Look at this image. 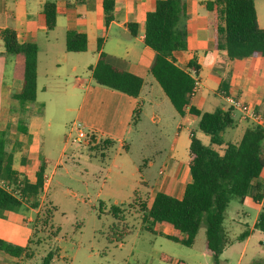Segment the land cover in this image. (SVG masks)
I'll return each mask as SVG.
<instances>
[{"label": "crops", "instance_id": "crops-1", "mask_svg": "<svg viewBox=\"0 0 264 264\" xmlns=\"http://www.w3.org/2000/svg\"><path fill=\"white\" fill-rule=\"evenodd\" d=\"M46 1L0 0V30L12 28L21 43H33L39 48L37 97L34 102L21 104L13 98V95L23 87L20 76L21 62L16 57L6 56L0 37V131L7 130L9 133L8 150L14 155L13 167L18 173L20 184L25 181L35 183L42 160L46 162L45 187L43 195L41 194L39 198V207L35 209L25 201L20 208L0 209L1 239L21 247L28 246L29 241L33 239L34 218L40 212L50 185L58 170L64 168V160L75 144L72 141L74 134H71L74 122L82 123L88 131H95L98 140L120 142L121 149L127 151L130 150V146L125 139L139 131V127L145 123L168 126L169 131L174 134V144L171 152L161 161L159 177L154 185L144 186L145 189H156L150 194V204L158 192L180 199L186 185L192 181L188 167L191 158V137L194 134L200 139L201 131L199 117L189 113L191 106L202 112H213L218 108L229 110L232 108L228 105L226 97L234 96L254 108L262 118L260 123L245 120L239 111L232 109L236 126L231 130L240 131V136L234 143L241 140L248 126L264 125V57L231 61L226 58L224 52L216 50L214 27L217 18L215 12H209L206 8V3L210 0H185L186 16L180 22L181 28L187 30L189 49L174 52V59L192 77L191 71L196 70L201 82V90L191 100L184 116L178 114L152 76L151 67L155 52L144 43L146 15L155 9L158 0H54L57 20L52 31L47 28L43 12ZM254 1L258 24L264 29V0ZM105 2H113L111 11L113 20L109 25L105 22ZM129 24L138 25L136 36L132 35ZM69 31L87 36L86 52L74 53L66 50V34ZM100 39H103L101 51L98 50ZM101 52L106 54L110 65L143 78L144 85L138 98L100 86L95 82L93 70ZM192 61H195L197 68L188 66ZM228 76L230 95L224 96L218 90L221 81ZM138 107L141 108V115L134 126V111ZM48 109L60 110L66 118L69 117L63 124L66 130L64 142L59 143L61 150L54 148L53 141L49 145L45 143L44 133L49 134L53 129V118L48 116ZM73 113L75 119L71 120ZM20 119L27 122V134L18 132ZM159 131L164 135V128ZM153 166L154 164L150 162L148 168ZM114 167L117 171L112 168L107 170L108 178L112 173H117L116 176L123 174V168L116 165ZM66 173L71 175L72 171L67 170ZM258 181L264 185V169ZM137 185L136 183L132 187L124 201L119 202L116 199L115 206L129 204L137 192ZM106 186L104 181L103 187ZM107 195L115 199L121 193L115 191L108 192ZM263 204L264 198L261 203H256L252 197H246L240 202L242 209H235L230 226H244L246 228L244 232H248L249 236L239 241L241 233L229 239L224 228L227 245L218 264L230 263L237 256L242 260L248 255L251 257L250 264L263 260L256 259V256H264V250L261 248H264V232L254 228ZM154 229L162 234L156 236L167 240H169L167 236L181 235L167 223L157 224ZM202 231L203 228L200 229L194 246ZM255 236L256 243L259 244L257 248L253 240ZM205 241L206 238L201 256L206 260H212V253L206 248ZM222 258L224 260H221ZM19 261L18 258L0 252V264H18ZM134 263L140 264V261ZM144 263L147 264V261Z\"/></svg>", "mask_w": 264, "mask_h": 264}, {"label": "trees", "instance_id": "trees-1", "mask_svg": "<svg viewBox=\"0 0 264 264\" xmlns=\"http://www.w3.org/2000/svg\"><path fill=\"white\" fill-rule=\"evenodd\" d=\"M113 2H105V22L109 25L113 20ZM209 12H215L216 37L215 48L224 52L228 60H244L250 57H264V29L258 24L254 0H210L206 3ZM185 0H158L153 11L146 15L144 43L155 52L151 74L162 88L179 115L184 116L190 105V93L194 86L193 77L180 67L174 52L189 49L188 34L181 28L180 22L186 16ZM49 31L56 27L57 12L54 0H47L43 9ZM133 36L137 35L138 25L129 24ZM7 57L20 60V76L23 81L22 89L13 95L21 104L31 103L37 97V68L39 48L33 43H21L17 33L12 28L0 30ZM87 36L69 31L66 34V50L83 53L87 51ZM103 39L98 42V50H102ZM197 68L195 61L188 65ZM95 82L103 87L138 98L144 80L140 76L114 67L107 62L104 52L93 70ZM219 93L230 95L229 76L221 81ZM189 113L199 117V129L210 137L211 146H206L194 134L191 137V158L188 164L191 183L187 184L183 196L178 199L166 193L155 194L150 204V194L146 191L136 192L132 201L126 206L128 210L140 215L143 229L155 235H162L154 229L157 224H170L180 236H167L175 243L185 247H193L196 237L203 225L206 227V248L212 253L217 264L227 245L224 230L225 213L233 197L243 202L246 197H252L256 203L264 198V185L258 181L264 169V125L248 126L237 143H226L223 133L235 128L232 117L233 110L216 109L213 112H202L191 106ZM141 108L134 111V125L139 121ZM18 132L28 133L27 122L20 119ZM10 144L7 130L0 131V209L9 210L20 208L25 201L37 209L39 198L44 191V174L46 162L42 160L37 171L35 183L18 182V173L14 170V155L8 150ZM110 140H93L88 145L91 151H98L102 157L114 146ZM217 147V148H214ZM19 190L18 198L5 190L2 183ZM141 185H144L143 183ZM147 187V186H146ZM46 207V208H45ZM56 211L47 200L44 208L36 214L33 222L34 234L38 227H48L51 238L59 236V230L53 224V213ZM124 210L114 206L111 214L117 221L118 231L110 229L107 235L109 243H122L125 236L130 235V226L125 222L121 213ZM255 229L264 232V204L259 214ZM248 232L242 233L239 241L245 240ZM30 240L28 246L21 247L0 238V252L11 257L31 259ZM56 252L50 250L42 259L41 264H52ZM161 259L171 262L170 258L162 255ZM177 264H184L179 261ZM254 264H264L255 262Z\"/></svg>", "mask_w": 264, "mask_h": 264}, {"label": "rangeland", "instance_id": "rangeland-1", "mask_svg": "<svg viewBox=\"0 0 264 264\" xmlns=\"http://www.w3.org/2000/svg\"><path fill=\"white\" fill-rule=\"evenodd\" d=\"M48 116L53 118V129L49 134L44 133L45 143L49 145L53 141L54 148L61 150L59 143L64 142L66 130L63 124L69 117L66 118L56 109H48ZM70 118L74 120L75 113ZM161 128L167 133L162 135L159 131ZM69 129L70 127L67 128V132ZM199 136L206 146H211L209 136L201 132ZM239 136L240 131L237 129H228L223 133L226 143H234ZM125 142L130 146L129 151L121 149L120 142L116 141L105 158L98 151H91L89 146L76 143L73 145L64 160V168L58 170L41 207L44 208L47 200L55 207L53 224L59 230V236L51 238V230L40 225L29 247L32 258L21 259L18 264H41L43 257L50 250L56 252L52 264H135V261H140V264H146L144 263L146 261L147 264H177L182 260H185L184 264H216L213 258L206 260L201 256L206 238L205 225L202 226L203 231L196 245L185 247L145 231L140 215L133 213L132 209L128 210L126 207L128 204H119L117 207L124 210L121 214L130 226V235L125 236L122 243L108 242L107 235L110 229L118 231L121 228L119 226L115 228L117 221L111 214V208L116 205L115 200L124 201L136 183L137 192L146 191V186L154 185L159 177L161 161L173 148L174 134L165 124L155 126L145 123L139 127V131L127 137ZM150 162L154 166L149 169ZM114 165L123 168V174L116 176L117 173H112L108 178L109 168L117 171ZM67 170L72 171L71 175L66 173ZM104 181L106 187H103ZM143 182L144 185H140ZM115 191L121 193L118 198H110L107 195L108 192ZM152 191L154 193L156 189H148L149 194ZM236 208L242 209V206L239 198L233 197L224 219V228L229 239L246 230L241 225L230 226ZM253 240L257 248L259 246L258 242L256 243L257 237L255 236ZM163 253L168 255L171 262L161 260ZM239 257H235L227 264L252 263L249 255L242 260ZM256 257L258 260L263 259L259 260L260 262H264V256Z\"/></svg>", "mask_w": 264, "mask_h": 264}, {"label": "built area", "instance_id": "built-area-1", "mask_svg": "<svg viewBox=\"0 0 264 264\" xmlns=\"http://www.w3.org/2000/svg\"><path fill=\"white\" fill-rule=\"evenodd\" d=\"M191 73L193 74L194 79V86L192 92L190 93L191 100L194 99L201 90V82L197 77L196 70H192ZM228 105L234 109L239 111L242 114L243 119L245 120H252L256 123H260L262 121L261 116L256 112L254 108H252L249 104L245 103L241 98L229 96L226 97ZM71 134L73 143H77L80 145L88 146L90 145L93 140H98V134L95 131H88L84 125L80 122H74L71 127ZM45 180V176H44ZM48 180V179H47ZM2 186L5 190L13 194L14 196L20 198L21 193L19 190L15 189L13 186L7 184L6 182L2 183ZM45 187V184H44Z\"/></svg>", "mask_w": 264, "mask_h": 264}]
</instances>
